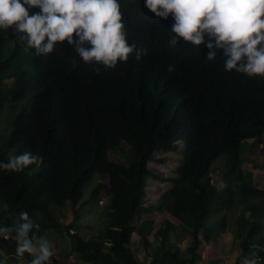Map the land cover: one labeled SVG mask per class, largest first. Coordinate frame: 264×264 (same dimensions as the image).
Masks as SVG:
<instances>
[{
    "label": "trees",
    "instance_id": "trees-1",
    "mask_svg": "<svg viewBox=\"0 0 264 264\" xmlns=\"http://www.w3.org/2000/svg\"><path fill=\"white\" fill-rule=\"evenodd\" d=\"M121 10L128 38L142 55L111 69L83 63L66 41L50 55L26 52L8 64L1 50L15 36L0 31V119L7 124L0 131V160L23 151L41 158L38 167L0 171V224L11 227L7 223L16 224L26 211L40 225L31 232L69 236L81 264H201V232L210 241L231 224L241 250L234 264L252 252L264 264V190L250 182L241 157L248 140L264 141V77L224 71L222 50L207 61L204 44L169 46L171 15L155 17L143 0H121ZM8 78L14 81L4 89ZM180 142L178 176L153 172L149 163L164 160L155 154L175 152ZM122 143L133 147L129 163L108 157L107 148ZM153 178L173 185L144 205ZM89 181H96L91 197L104 193L110 203L104 231L86 237L76 222ZM68 204L73 219L62 223ZM155 211L177 222L166 218L156 228L153 217L142 216ZM134 233L143 259L132 246ZM181 236L191 238L184 250ZM14 249V242L0 239L5 264H27L30 257ZM51 259L59 264L55 254ZM213 263L208 258L206 264Z\"/></svg>",
    "mask_w": 264,
    "mask_h": 264
},
{
    "label": "clouds",
    "instance_id": "clouds-1",
    "mask_svg": "<svg viewBox=\"0 0 264 264\" xmlns=\"http://www.w3.org/2000/svg\"><path fill=\"white\" fill-rule=\"evenodd\" d=\"M143 3L155 17L167 19L171 15L169 46L188 42L198 48L204 44L208 49L207 61H215L217 51L222 50L224 71H235L249 78L264 77V0H143ZM4 30L15 36L7 43L18 46L19 52L24 49L27 52L28 48L36 55H50L59 42L66 41L83 63L110 69L127 62L129 57L139 60L142 55V49L128 38L121 0H0V31ZM3 54L6 58L13 55ZM40 164V157L23 151L7 161L0 160V171L20 172ZM18 216L11 227L0 224V239L14 242L16 256L27 254L30 257L27 264H52L54 252L49 240L31 232L33 228L38 231L40 225L26 211L21 210ZM260 259L252 252L242 259V264H258ZM0 264H5L3 258Z\"/></svg>",
    "mask_w": 264,
    "mask_h": 264
},
{
    "label": "rangeland",
    "instance_id": "rangeland-1",
    "mask_svg": "<svg viewBox=\"0 0 264 264\" xmlns=\"http://www.w3.org/2000/svg\"><path fill=\"white\" fill-rule=\"evenodd\" d=\"M18 37V34H16ZM8 41V40H7ZM14 41H20L19 39H15ZM14 41L10 43H14ZM21 43V42H20ZM19 43V44H20ZM25 48V47H24ZM18 49V46H13L6 43L2 50L3 52H14ZM27 52L29 56L34 55V51L27 48ZM26 54V49L20 50L19 55H15L13 57H7L6 63H15L17 60L22 59ZM14 79H6L2 82V87L7 89L11 86ZM13 98L10 96L7 99V105L13 103ZM7 117V116H6ZM2 119H4L2 117ZM0 119V131L2 132L3 128L7 125L6 121ZM0 132V137H1ZM180 148L175 152H159L155 154L156 159L163 158V162L152 160L149 163L150 168L153 172L161 174L163 177H171L176 178L179 174L177 171V167L183 162V150L184 146L182 142L179 143ZM133 147L130 144L122 143L121 146L114 150L112 148H107L108 157L114 161H121L129 163L133 158ZM242 167L244 171L248 173L250 178V182L257 188L264 190V141L261 143L256 142L254 139L248 140V143L245 145L244 150L242 152ZM131 159V160H130ZM221 164V163H218ZM36 170V169H35ZM35 174V171H33ZM215 179L220 178V173H214ZM94 178L97 179V176ZM103 180V179H99ZM96 181H89L84 185L83 188V197L81 199V208H80V216L77 219L76 224H80L81 230L80 232L86 237L91 234H98L103 232L108 224V218L106 216V210L110 203V196L106 197V194L101 193V196L91 197L90 190L92 186H94ZM173 185V180L163 181L161 179H150L147 183V196L145 197L144 205H148L151 202L155 201L160 194L171 187ZM223 186V184H222ZM101 199V200H100ZM100 200V201H99ZM100 202V203H99ZM1 208V206H0ZM49 208L55 210L53 205L49 204ZM57 211V210H56ZM63 216H61L60 220L63 223H69L73 219V214L70 210V206L65 205L62 210ZM143 217H153L156 220V228L160 226L162 221L166 218L172 219V221L177 222L175 218L170 216L167 213H162L160 211H155L153 214H143ZM12 222L7 223L8 226H12ZM3 225L6 226L4 223ZM14 225V224H13ZM232 225L229 224L226 227V231L221 232L219 235L211 238L210 241L205 240L203 231L201 232V239L203 241L200 252L202 254L201 264H206L208 258L214 260L213 264H234L236 259L240 255V247L238 242L233 238V234L231 232ZM75 231V229L73 230ZM182 231L181 229L179 230ZM52 231L47 232L44 237L47 238L50 242V245L53 249L54 254L60 260L59 264H81L80 261L76 259L75 253L71 250V238L69 236L64 237H53L49 235ZM180 236L173 234L174 241H177ZM182 239L179 240V246L184 250L187 247V243L191 241V238L188 236H181ZM151 241L154 240V236L151 234ZM139 236L134 233L133 234V242L132 246L135 249L137 255L143 259L145 257V250L143 246L138 242ZM1 256V253H0ZM5 261V259H4ZM242 264V259L240 260ZM7 263V262H6ZM13 264H26L24 260H20L17 263Z\"/></svg>",
    "mask_w": 264,
    "mask_h": 264
},
{
    "label": "crops",
    "instance_id": "crops-1",
    "mask_svg": "<svg viewBox=\"0 0 264 264\" xmlns=\"http://www.w3.org/2000/svg\"><path fill=\"white\" fill-rule=\"evenodd\" d=\"M20 260H22V259H20ZM20 260H18L17 262H19ZM17 262H14V263H17Z\"/></svg>",
    "mask_w": 264,
    "mask_h": 264
}]
</instances>
